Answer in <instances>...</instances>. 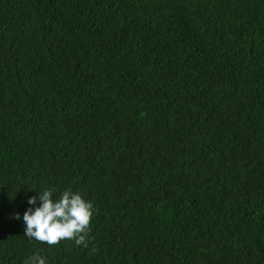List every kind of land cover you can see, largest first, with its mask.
I'll list each match as a JSON object with an SVG mask.
<instances>
[{
  "label": "trees",
  "instance_id": "obj_1",
  "mask_svg": "<svg viewBox=\"0 0 264 264\" xmlns=\"http://www.w3.org/2000/svg\"><path fill=\"white\" fill-rule=\"evenodd\" d=\"M49 187L87 248L24 236ZM35 254L264 264V0H0V264Z\"/></svg>",
  "mask_w": 264,
  "mask_h": 264
},
{
  "label": "clouds",
  "instance_id": "obj_2",
  "mask_svg": "<svg viewBox=\"0 0 264 264\" xmlns=\"http://www.w3.org/2000/svg\"><path fill=\"white\" fill-rule=\"evenodd\" d=\"M55 188H47L38 196L27 199L29 207L23 213L24 236L50 246L63 240L73 241L74 247H88L87 237L93 207L80 193L64 189L56 197ZM20 220L19 213L15 216ZM25 264H48L47 258L35 254Z\"/></svg>",
  "mask_w": 264,
  "mask_h": 264
}]
</instances>
